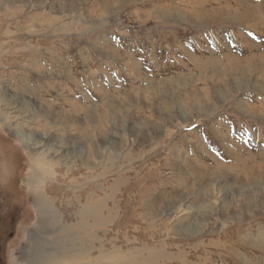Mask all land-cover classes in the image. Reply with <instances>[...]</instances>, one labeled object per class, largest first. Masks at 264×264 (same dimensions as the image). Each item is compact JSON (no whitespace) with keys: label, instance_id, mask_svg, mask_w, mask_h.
Instances as JSON below:
<instances>
[{"label":"rangeland","instance_id":"374dc122","mask_svg":"<svg viewBox=\"0 0 264 264\" xmlns=\"http://www.w3.org/2000/svg\"><path fill=\"white\" fill-rule=\"evenodd\" d=\"M0 115L7 264L32 170L109 264H264V0H0Z\"/></svg>","mask_w":264,"mask_h":264},{"label":"bare ground","instance_id":"6f19581e","mask_svg":"<svg viewBox=\"0 0 264 264\" xmlns=\"http://www.w3.org/2000/svg\"><path fill=\"white\" fill-rule=\"evenodd\" d=\"M30 175V192L33 195L41 233L44 234L43 236H46L47 233L51 234V238L49 237L48 241L45 238H32L29 250H25V253H23L28 263L68 264V261L75 262L78 259L88 263L100 261L101 264H109L106 261L108 255L104 249L92 247V244L97 241L92 230L98 228L97 226L101 223L102 218H100L98 209L102 206L98 207L92 200L93 198L88 197L87 203L76 211V223L72 225L62 223V217L58 209L56 210L53 201L49 200L47 195L44 194V190H42L40 184L42 176H38L35 170H32ZM93 251L99 253L100 256L103 255L105 262L98 256H92Z\"/></svg>","mask_w":264,"mask_h":264},{"label":"flooded vegetation","instance_id":"af4514ba","mask_svg":"<svg viewBox=\"0 0 264 264\" xmlns=\"http://www.w3.org/2000/svg\"><path fill=\"white\" fill-rule=\"evenodd\" d=\"M4 223L1 225L0 223V264H7L5 257V246L8 243L9 239L12 238L9 232H6L4 229Z\"/></svg>","mask_w":264,"mask_h":264}]
</instances>
